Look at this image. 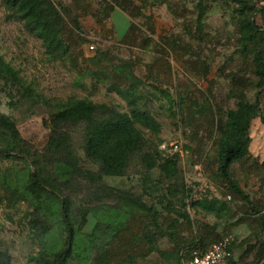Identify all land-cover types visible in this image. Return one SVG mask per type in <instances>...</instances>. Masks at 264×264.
Returning <instances> with one entry per match:
<instances>
[{"label": "rangeland", "instance_id": "obj_1", "mask_svg": "<svg viewBox=\"0 0 264 264\" xmlns=\"http://www.w3.org/2000/svg\"><path fill=\"white\" fill-rule=\"evenodd\" d=\"M53 2L64 19L65 31L71 25L57 2L80 25L70 53L58 57L49 54L42 39L0 0V54L19 76V81L0 77V114L17 126L29 148L55 162L56 156L48 151L51 123L63 114L60 105L75 98H87L121 112H128L134 101L152 114L159 125L157 132L137 125L142 131L143 146L133 154L121 175L101 174L99 163L85 155L86 124L68 128L66 145L77 167L68 181L62 180L60 197H69L75 207H104L103 219L111 221L119 214L115 208L119 207L120 193L127 192L153 206L159 223H165V218H176L178 212H187L194 222L193 231L202 225L225 235L227 225L250 214L251 206L233 202L215 187L212 171L216 166V146L205 124L195 133L191 123H204L203 94L222 109H235L237 99L230 84L233 72L245 74L252 81L241 96L252 103L259 101L264 112V78L254 73L252 63L264 43V13L258 11L264 0H170L183 11L181 18H175L166 5L158 3L151 9L156 33L149 39L141 34L133 41V46L147 48L145 52L128 49V45L121 43L123 22L117 14L113 16L117 29L111 18L99 23L91 15L96 11L102 14L104 0ZM77 4L87 8L88 13L83 14ZM199 12L204 14L203 36L191 38L184 33L183 23L194 22ZM245 16L261 28L259 38L247 49L242 48L237 32L238 20ZM133 20L139 24L142 19ZM81 34L87 41L81 39ZM91 43L93 50L88 48ZM154 43H159L156 50L152 49ZM190 62H196L198 68L193 70ZM131 64L138 80L129 77ZM203 65L209 68L206 75L202 74ZM173 142L179 143L180 154L174 176H167L156 166H146L145 153L162 152V144L168 146ZM248 149L264 164V123L260 116L251 121ZM27 171L20 162L0 158V251L9 254L11 264H41L35 258L49 245L47 236L39 235L37 229L43 211H34L27 202L13 196L21 183L20 176ZM231 176L252 203L264 207V178L244 175L237 163L231 167ZM205 201L219 202V206L213 211L203 209L199 202ZM49 206L55 208L56 204ZM97 221L99 216L90 213L82 224V232H91ZM147 226L154 230L151 221ZM183 228L176 230L173 239L166 235L158 237L155 249L138 257L137 264H181L193 239L191 231ZM229 233L236 240L235 263L264 264V257H256L264 243V228L242 223ZM89 262L90 258L85 259L81 253L68 264Z\"/></svg>", "mask_w": 264, "mask_h": 264}, {"label": "trees", "instance_id": "obj_2", "mask_svg": "<svg viewBox=\"0 0 264 264\" xmlns=\"http://www.w3.org/2000/svg\"><path fill=\"white\" fill-rule=\"evenodd\" d=\"M5 7L18 19L25 22L26 28L36 33L43 41L46 51L58 57L69 54L75 35L80 33L78 20L70 11L56 3L65 14L71 27L67 31L63 17L57 12L53 0H2ZM105 8L102 14L98 11L91 15L97 22L110 17L116 7L125 13L131 20L140 17L139 25L129 24L127 33L121 36V43L133 47V41L144 34L147 39L156 33V27L151 9L158 3L166 5L175 18L184 17L176 4L170 0H104ZM78 9L83 14L88 13L87 8ZM149 11V14L146 13ZM187 10L184 9V12ZM264 13V6L258 9ZM203 12H199L194 22H184L183 31L191 38H202ZM64 23V25H63ZM237 32L240 44L247 49L258 38L260 26L248 17L238 20ZM82 40L87 41L81 34ZM249 40L244 44V40ZM159 47L154 43L153 50ZM159 53V52H158ZM254 62V73L264 78V43L257 50ZM196 70V62H190ZM130 65L129 77L138 80L132 73ZM202 74L209 71L207 66H201ZM0 77L19 81L18 72L6 63L0 54ZM252 81L245 74L233 72L230 84L236 94L235 109H222L212 103L210 97L203 94L202 119L204 123H191L194 132L199 131V126L205 124L209 138L216 146V166L212 171L213 184L233 202L240 201L251 206V213L227 225V233L234 226L247 223L257 229L264 228V207L252 203L249 196L242 190L237 181L231 176V167L234 163L239 165L241 172L264 178V164L248 149V134L251 121L260 116L264 123V112L261 111L259 101L252 103L245 100L241 93L247 90ZM134 84V82H133ZM31 93V90L25 87ZM129 95V94H128ZM130 97V95H129ZM64 109L61 116L52 120L49 136L48 151L56 156L55 162L32 151L27 142L20 136L17 126L7 117L0 114V158L20 162L28 169L26 174L20 176V184L13 196L17 201H25L34 211H43V217L38 220L39 235L47 236L48 246L36 257L41 264H68L76 256L84 254L90 258V264H137L138 257H144L155 249L158 237L166 235L171 239L176 237V230H190L192 241L187 248L183 261L188 260L195 250L203 251L210 244L217 242L223 234L216 233L209 226L199 225L193 231L192 222L187 212H176V218H165V223L158 222V212L153 206L146 204L136 196L121 192L118 197L119 214L115 220L103 219L104 207L95 206L80 208L75 207L69 197H60L62 180L68 181L77 163L75 157L66 145V130L78 124H86L85 155L98 162L100 173L105 175H121L127 167L133 154L143 146L142 131L138 124L154 132L159 130L155 117L147 110H142L134 101L128 112L117 111L102 103H95L87 98H75L60 105ZM179 152L171 155L154 150L144 154L148 167H158L167 176H174L177 172ZM55 202L56 207L49 206ZM206 210L213 211L219 202H199ZM112 209V207H107ZM99 216L91 232H82V224L86 223L89 214ZM180 218L182 220H180ZM151 221L154 230L147 225ZM123 223V224H121ZM236 245H233L232 251ZM256 257H264V243L256 253ZM234 264H237L234 262ZM0 264H11L7 252L0 251Z\"/></svg>", "mask_w": 264, "mask_h": 264}, {"label": "built area", "instance_id": "obj_3", "mask_svg": "<svg viewBox=\"0 0 264 264\" xmlns=\"http://www.w3.org/2000/svg\"><path fill=\"white\" fill-rule=\"evenodd\" d=\"M88 48L93 50L95 46L91 43ZM160 148L164 154L171 155L179 152V143L173 142L168 146L162 144ZM235 243L233 234L227 233L217 242L210 244L205 250L193 251L191 257L183 261V264H234L232 247Z\"/></svg>", "mask_w": 264, "mask_h": 264}, {"label": "crops", "instance_id": "obj_4", "mask_svg": "<svg viewBox=\"0 0 264 264\" xmlns=\"http://www.w3.org/2000/svg\"><path fill=\"white\" fill-rule=\"evenodd\" d=\"M115 14H117V15L119 16V18H120V19L122 20V22H123V29H122V33H121L120 36H124V35L127 33V30H128V27H129V24H130L131 21H132L133 23L139 25L138 23H136L135 20H133V19L131 20V19H130L125 13H123L119 8L116 7L114 10H112V12L110 13V17H109V18L112 19L113 24H114V26H115L116 29H117V27H116L115 22H114V20H113V16H114ZM133 48L136 49V50H141V51H143V52H145V51L147 50V48H141V47H136V46H133ZM152 54H153L154 56H156V57H159V55L156 54V53H153V52H152Z\"/></svg>", "mask_w": 264, "mask_h": 264}]
</instances>
